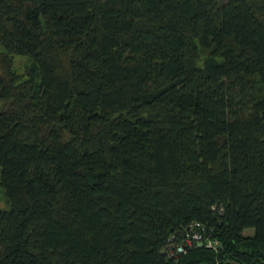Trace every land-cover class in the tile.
I'll return each instance as SVG.
<instances>
[{"label":"trees","instance_id":"1","mask_svg":"<svg viewBox=\"0 0 264 264\" xmlns=\"http://www.w3.org/2000/svg\"><path fill=\"white\" fill-rule=\"evenodd\" d=\"M0 47V264H264V0H0Z\"/></svg>","mask_w":264,"mask_h":264},{"label":"built area","instance_id":"2","mask_svg":"<svg viewBox=\"0 0 264 264\" xmlns=\"http://www.w3.org/2000/svg\"><path fill=\"white\" fill-rule=\"evenodd\" d=\"M175 235L169 237V241H174ZM221 246L219 240L206 230L203 224L197 221H190L183 229L179 240L170 243L169 254H179L195 247H205L217 250Z\"/></svg>","mask_w":264,"mask_h":264},{"label":"rangeland","instance_id":"3","mask_svg":"<svg viewBox=\"0 0 264 264\" xmlns=\"http://www.w3.org/2000/svg\"><path fill=\"white\" fill-rule=\"evenodd\" d=\"M0 51H1V47H0ZM28 63H29L28 60L23 56L16 55L14 57V69L18 73H22ZM7 207H8L7 201L4 197L3 192L0 189V209L7 208ZM251 232H252L251 228H247L243 230L244 234H250Z\"/></svg>","mask_w":264,"mask_h":264}]
</instances>
